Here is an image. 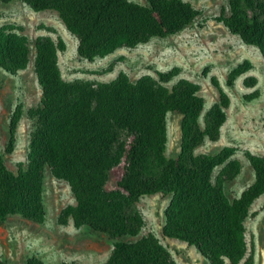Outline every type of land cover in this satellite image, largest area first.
I'll return each mask as SVG.
<instances>
[{
	"label": "trees",
	"instance_id": "trees-1",
	"mask_svg": "<svg viewBox=\"0 0 264 264\" xmlns=\"http://www.w3.org/2000/svg\"><path fill=\"white\" fill-rule=\"evenodd\" d=\"M22 1L36 12H57L77 39V53L89 61L155 36L176 34L198 15L185 0ZM228 7L229 14L221 16L224 25L264 56V0H228ZM33 47L42 96L29 110L36 126L27 167L13 173L0 156V221L12 215L37 223L45 220L43 182L48 168L68 183L75 198L74 204L61 209L59 222L72 219L77 228L90 227L114 239L103 264H177L153 233L134 239L145 226L136 204L155 194L171 196L164 237L194 246L209 264H252L246 257L245 220L254 200L264 194V156L245 151L255 179L239 197L229 199L224 184L242 168L235 148L196 151L206 140L219 139L227 118L230 97L216 77L211 82L217 100L203 113L200 85L187 78L173 82L178 68L136 80L120 71L106 82L69 81L58 61V52L65 49L61 37L39 35ZM30 54V41L21 27L0 26V67L15 74L26 69ZM246 69L238 65L227 84ZM244 83L253 86L255 79L247 77ZM21 113L17 107L10 120L8 153L14 148ZM169 113L181 116L180 151L174 157L166 155ZM112 179L114 186L109 187ZM26 264L45 263L31 256Z\"/></svg>",
	"mask_w": 264,
	"mask_h": 264
},
{
	"label": "rangeland",
	"instance_id": "rangeland-1",
	"mask_svg": "<svg viewBox=\"0 0 264 264\" xmlns=\"http://www.w3.org/2000/svg\"><path fill=\"white\" fill-rule=\"evenodd\" d=\"M131 1L146 3V0ZM185 1L192 4L198 15L178 33L155 36L134 48H121L93 61L79 56L77 39L67 30L57 12H36L22 0L0 2V26L21 27L31 47L26 69L12 74L0 67V156L7 168L16 173L28 164L30 136L36 126L29 110L38 106L42 96L34 70L33 41L39 35H50L54 40L61 37L65 42V49L58 52V61L63 78L69 81L106 82L120 71L136 80L144 74L155 75L156 71L178 68L179 73L173 82L187 78L198 83L205 101L204 113L217 100V91L211 82V77H216L230 97L227 118L220 129L219 139L216 142L206 140L196 151L209 153L224 146L235 148L234 156L241 161L242 168L233 180L224 184V191L229 199L239 197L255 179L245 151L264 156V56L258 47L245 44L222 22L221 16L229 14L228 0ZM238 65L247 69L228 85L229 75ZM247 77H254L253 86L244 83ZM17 107L22 113L14 148L8 153L10 120ZM180 120L178 114L167 115L168 157H174L180 151ZM218 170L219 167L214 170V175ZM113 186L112 179L109 187ZM170 199V195L155 194L144 196L137 202L145 226L134 239L151 232L169 250L177 264H209L194 246L162 235L165 209ZM43 202L46 217L42 223L20 215L0 221V264H26L31 256L40 257L45 264H103L107 261L113 238L90 227L77 228L72 219L66 224L59 222L61 209L74 204L75 198L68 183L55 178L48 168L44 172ZM245 239L246 257L252 258V264H264V194L251 205L250 215L245 220Z\"/></svg>",
	"mask_w": 264,
	"mask_h": 264
}]
</instances>
